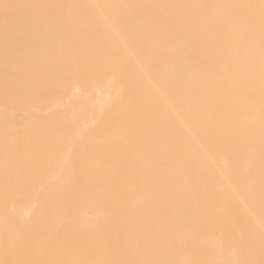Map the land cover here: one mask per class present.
Instances as JSON below:
<instances>
[{
	"label": "bare ground",
	"instance_id": "1",
	"mask_svg": "<svg viewBox=\"0 0 264 264\" xmlns=\"http://www.w3.org/2000/svg\"><path fill=\"white\" fill-rule=\"evenodd\" d=\"M0 264H264V0H0Z\"/></svg>",
	"mask_w": 264,
	"mask_h": 264
}]
</instances>
